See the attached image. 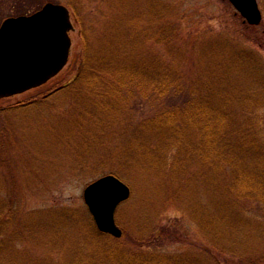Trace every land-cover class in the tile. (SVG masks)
<instances>
[{"label":"rangeland","instance_id":"374dc122","mask_svg":"<svg viewBox=\"0 0 264 264\" xmlns=\"http://www.w3.org/2000/svg\"><path fill=\"white\" fill-rule=\"evenodd\" d=\"M48 2L70 10L72 48L44 88L0 99V264H74V253L93 264L77 251L94 222L84 191L109 174L131 188L116 211L119 243L185 255L178 264H264V0L257 26L229 0H0V24ZM83 35L93 55L167 67L182 94L128 78L117 113L83 115L81 95L62 90L83 61ZM190 91L234 114L232 176V166L187 158L193 140L169 148V131L141 128Z\"/></svg>","mask_w":264,"mask_h":264},{"label":"trees","instance_id":"16d2710c","mask_svg":"<svg viewBox=\"0 0 264 264\" xmlns=\"http://www.w3.org/2000/svg\"><path fill=\"white\" fill-rule=\"evenodd\" d=\"M83 41L84 56L78 74L71 83L62 87V90L69 88V92L81 95L79 98L81 97V105L84 108L83 113L85 114L83 115L93 116L96 119L99 116L91 112L92 110L102 114H104L103 111L117 113L121 101L118 97L121 93L120 87L126 85L125 82L128 78L137 81L135 88L138 90L149 83L150 86L156 88L164 87L161 94L175 96L182 94L184 85H181L178 76L172 78V73L167 67L159 65L154 70L151 65H126L118 62L110 54L93 55L92 41L86 35H83ZM42 87L44 88L45 85ZM89 94L90 96H88ZM84 98H86L87 104L83 101ZM204 99L201 94L190 91L188 100L181 107L172 108L156 116L153 120L143 122L141 128L145 127L146 130L147 127H150V130H156L155 133L159 134L169 131L173 135L165 139L169 148L185 146L189 150L190 146L187 144L193 140L192 149H190L193 152H187L185 154L187 158L192 155L203 165L214 168L217 172L232 166L234 169L230 175L232 176L237 168V165L234 164L235 161H238L237 153L232 151L227 158L226 147L229 146L230 149L233 147L237 151L235 147L238 145L230 144L228 139L232 132L231 123L234 114L228 105L226 107L215 105ZM261 100L264 102L262 93ZM193 137L196 139H192ZM212 145L214 146L213 153L211 152ZM124 156L121 158L122 160H125ZM152 156L158 157L159 155ZM164 157L162 152V160ZM237 180L238 183L241 182L239 178ZM87 232L85 243L79 245L77 249V251H86L87 263L91 261L93 264H178L186 257L181 254L166 255L144 250L136 251L119 243L114 237L99 232L92 221ZM138 247L143 248L141 245ZM76 254L74 253V264H76L78 256ZM82 259L83 257L77 258L78 264L82 263Z\"/></svg>","mask_w":264,"mask_h":264},{"label":"water","instance_id":"95a60500","mask_svg":"<svg viewBox=\"0 0 264 264\" xmlns=\"http://www.w3.org/2000/svg\"><path fill=\"white\" fill-rule=\"evenodd\" d=\"M253 26L262 22L257 0H230ZM74 30L69 9L47 3L30 16L8 18L0 27V99L46 84L69 61ZM131 196L130 187L113 174L88 185L84 200L101 233L121 238L117 208Z\"/></svg>","mask_w":264,"mask_h":264}]
</instances>
